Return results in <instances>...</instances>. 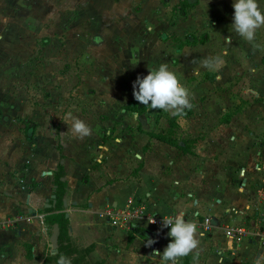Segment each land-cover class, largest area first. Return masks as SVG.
Returning a JSON list of instances; mask_svg holds the SVG:
<instances>
[{"label": "rangeland", "instance_id": "obj_1", "mask_svg": "<svg viewBox=\"0 0 264 264\" xmlns=\"http://www.w3.org/2000/svg\"><path fill=\"white\" fill-rule=\"evenodd\" d=\"M232 4L233 0H0V102L18 101L19 110L30 116L49 115L61 134L71 124L60 117L69 112L80 119L85 116L82 120L98 136L96 144L118 142L125 131L140 135L167 128L162 110L143 108L139 102L140 113L123 108L135 99L137 77L167 64L189 90L193 105L191 116L179 119V145L186 150L214 147L220 154L223 148L225 158L247 162L244 152L233 150L236 134L228 142L225 137L231 131L253 133L251 143L264 145V27L251 44L240 38L230 28ZM258 4L264 10V0ZM228 36L230 41L224 38ZM206 58L214 65H205ZM33 124L30 120L27 127ZM220 154L206 150L203 163L216 161ZM71 248L76 255L62 253L71 261L102 264L86 248Z\"/></svg>", "mask_w": 264, "mask_h": 264}, {"label": "crops", "instance_id": "obj_2", "mask_svg": "<svg viewBox=\"0 0 264 264\" xmlns=\"http://www.w3.org/2000/svg\"><path fill=\"white\" fill-rule=\"evenodd\" d=\"M18 105L0 102V264H45L55 254L49 240L54 223L46 218L60 212L55 209L58 165L64 173L61 211L67 220L62 242L86 248L102 264H162L153 252H162L171 241L170 228L151 226L146 214L179 215L190 222L211 218L209 232L197 230L198 248L178 264H264L257 237L237 243L224 235L227 225L264 229V145L251 143L253 133L226 135L228 142L236 134L233 150L249 157L238 163L225 158L223 148L222 154L214 147L183 152L131 130L118 142L96 144L92 132L82 139L70 131L61 134L49 115L30 116ZM30 120L34 127L28 128ZM147 142L150 146L143 150ZM206 150L219 158L203 163ZM131 199L145 208L136 219L138 231L103 219L106 208L122 207ZM60 236L59 227L58 246ZM150 240L155 243L148 246Z\"/></svg>", "mask_w": 264, "mask_h": 264}, {"label": "clouds", "instance_id": "obj_3", "mask_svg": "<svg viewBox=\"0 0 264 264\" xmlns=\"http://www.w3.org/2000/svg\"><path fill=\"white\" fill-rule=\"evenodd\" d=\"M209 0H207V3ZM233 23L230 28L240 38L248 43L255 41L256 32L264 27V10L258 4V0H233ZM230 41L231 37H224ZM214 60L205 59L204 64L211 67ZM133 96L143 106L151 110H162L173 117H182L186 110L192 108L190 92L180 83L174 71L167 64H160L158 68L149 69L146 76L133 82ZM63 123L71 124L70 131L76 138H84L90 135V128L79 117L69 112L60 117ZM151 223H155L153 220ZM162 228H170L168 236L171 241L162 252L154 250L153 256L159 257L162 264H178L180 258L193 253L199 245L197 237V225L186 221L182 216L163 217ZM147 243L151 246L155 241ZM57 264H71V260L60 255Z\"/></svg>", "mask_w": 264, "mask_h": 264}, {"label": "built area", "instance_id": "obj_4", "mask_svg": "<svg viewBox=\"0 0 264 264\" xmlns=\"http://www.w3.org/2000/svg\"><path fill=\"white\" fill-rule=\"evenodd\" d=\"M144 209L143 204L131 199L122 207L106 208L102 213V217L113 227L120 226L130 229L135 226L136 219L142 216ZM145 218L148 224L154 227L160 226L163 219V217L156 214H146ZM153 220L155 223H151ZM194 223H196L197 230L200 233L209 232L212 226L209 216L196 220ZM224 235L229 240L237 243L250 236L257 237L258 243L264 247V229L255 230L241 225H227L224 228Z\"/></svg>", "mask_w": 264, "mask_h": 264}, {"label": "trees", "instance_id": "obj_5", "mask_svg": "<svg viewBox=\"0 0 264 264\" xmlns=\"http://www.w3.org/2000/svg\"><path fill=\"white\" fill-rule=\"evenodd\" d=\"M213 79V78H211ZM138 101H136L135 99L131 100L127 105L123 106V108L125 110H130V111H134V112H138L140 113V109L137 106ZM145 108V106L143 107ZM145 110V109H143ZM193 112V105L192 108L190 110H186L185 111V115L182 117H173L171 115H169L168 113L166 114V122H167V128L163 131L160 132H146L150 138H153L155 140H157L158 142H163L166 144H169L171 146H174L176 148L181 149L183 152H190V150H186L185 147H182L181 145H179V140L176 136V132L177 129L179 128V119H183V118H187L189 116H191ZM150 146V143L147 142L144 146H143V150H147ZM140 166V165H139ZM64 175L63 173V168L61 165H58V171L56 172V176L54 179L55 184L57 185L55 194H56V205H55V209L60 210L59 213L48 216L46 218V221H48L50 224H53L55 222L59 223V227H60V240H59V246H58V250L57 253H55L54 255H49L46 260H45V264H47V262L49 260H56L58 261L60 255H62V253H66V255H73L74 253H76V250L71 248V246L69 245V243L66 241V244H63L62 242V237H63V229L65 224H67V220L64 219L63 215L64 213H62V199H63V187H64V183L63 181L60 180V178ZM139 228L133 226L130 228L129 231H138ZM129 235V239H130ZM79 261L78 259H72L71 264H77Z\"/></svg>", "mask_w": 264, "mask_h": 264}, {"label": "water", "instance_id": "obj_6", "mask_svg": "<svg viewBox=\"0 0 264 264\" xmlns=\"http://www.w3.org/2000/svg\"><path fill=\"white\" fill-rule=\"evenodd\" d=\"M52 198H55V195H51ZM49 206V205H47ZM67 216V214H66ZM58 235H59V225L57 223L53 224V230L51 233V236L49 238L50 240V247H51V253H56L58 248Z\"/></svg>", "mask_w": 264, "mask_h": 264}]
</instances>
